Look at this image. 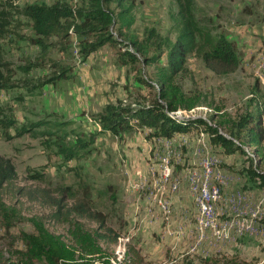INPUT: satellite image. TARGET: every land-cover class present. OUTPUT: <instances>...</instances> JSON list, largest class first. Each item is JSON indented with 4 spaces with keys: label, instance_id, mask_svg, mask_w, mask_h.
Masks as SVG:
<instances>
[{
    "label": "rangeland",
    "instance_id": "rangeland-1",
    "mask_svg": "<svg viewBox=\"0 0 264 264\" xmlns=\"http://www.w3.org/2000/svg\"><path fill=\"white\" fill-rule=\"evenodd\" d=\"M191 1L202 32L223 34L235 44L240 68L216 76L189 55L187 71L176 83L187 98L199 103L171 114L217 122L226 134L237 115L264 110V0ZM55 2L76 9L82 0H0V12L7 14L0 17V23L7 22L6 33L0 36L7 86L0 91V119L14 120L11 128L0 127V158L15 167L14 187H71L76 197L89 196L92 207L107 216L108 226L118 234L108 248L112 264L130 263L129 248L142 264H264V187L245 175L244 155L227 156L216 149L202 128L172 139H148L147 129L133 128L121 136L100 131L97 115L107 104L154 102L157 86L138 81L154 82V66L141 59L120 65L118 56L125 48L118 43L82 60L83 37L73 28L65 39L50 38L45 49L32 44L28 40L35 37L32 23L21 9ZM180 4L185 6L187 0H136L135 23L128 35L118 37L115 30L113 37L117 42L130 35L141 40L153 28L174 41ZM160 61L165 63V57ZM61 70L64 78L46 83ZM261 120L264 126V111ZM22 128L32 129L18 137ZM76 137L89 145L78 158L65 161L57 144L71 146ZM261 149L256 156L244 147L257 171L264 173V141ZM204 169H210L208 176ZM3 199L16 216L7 227L0 211V264L22 261L21 233L35 232L29 221L35 216L49 232L71 243L70 225L45 219L50 209L41 200L16 194ZM203 209L209 224L203 223Z\"/></svg>",
    "mask_w": 264,
    "mask_h": 264
},
{
    "label": "trees",
    "instance_id": "trees-1",
    "mask_svg": "<svg viewBox=\"0 0 264 264\" xmlns=\"http://www.w3.org/2000/svg\"><path fill=\"white\" fill-rule=\"evenodd\" d=\"M135 3L136 0H82L76 9L61 2L51 5L30 4L21 9V14L32 23L35 37L28 40L43 49L50 38L65 39L69 29L73 28L76 34L83 37L79 51L82 60L105 45L118 43L125 48L118 56L120 65L139 63L141 59L140 62L144 65L154 66V82L147 83L140 78L138 80L140 84L151 88L157 86L154 102L151 105L126 104L124 101L107 104L103 112L97 115L96 122L100 131L121 136L138 128L148 130V139H172L177 134L202 128L209 143L216 149H222L227 156L236 152L243 154L247 165L245 175L258 187H264V173L257 171L253 156L244 151V147H247L256 156L262 153L264 126L261 116L264 110H247L237 115L226 134L220 132L221 125L217 122L211 124L201 118L178 119L171 114L181 108L192 109L199 103L198 99L187 98L176 83V78L187 71L188 56L195 55L214 75L228 76L240 68L235 44L223 34L213 37L209 32H202L191 10V0H187L185 6L179 5L178 30L174 41L161 36L152 28L145 31L146 35L141 40L130 35L126 41L117 42L112 32L116 30L118 37L128 35L135 23ZM0 13L1 18L7 16ZM6 26L7 22L0 23V36L6 33ZM163 56L165 63L162 64L160 60ZM2 67L0 62V91L7 88ZM64 77V71L61 70L46 83H53ZM13 123L14 120L6 117L0 119L2 129L11 128ZM30 129L32 128H22L17 136ZM72 143L71 146L62 141L57 144L65 161L78 158L80 151H84L89 145L80 137H76ZM16 180L17 174L11 160L0 158V211L7 218V227L13 225L11 218L16 216V213L10 212L15 210L4 202L3 197L7 194L41 200L50 209L45 219L54 225L71 227V243L66 244L59 236L49 232L40 218H31L29 221L34 225L35 232L21 233L24 252L21 255L22 261L16 264H112L108 248L115 245L118 234L108 226L107 216L92 207L89 196L76 197L71 187L26 190L14 187ZM127 254H131V262L128 264H142L141 258L133 249L129 248ZM120 264L127 263L124 260Z\"/></svg>",
    "mask_w": 264,
    "mask_h": 264
},
{
    "label": "built area",
    "instance_id": "built-area-1",
    "mask_svg": "<svg viewBox=\"0 0 264 264\" xmlns=\"http://www.w3.org/2000/svg\"><path fill=\"white\" fill-rule=\"evenodd\" d=\"M202 168H203V166H202ZM204 170L206 171V174L208 176L210 169H204ZM201 194H202V198H203V190H202ZM201 214L203 216V223H208L209 224V218H208L207 214H205V210L204 209H203V212H201Z\"/></svg>",
    "mask_w": 264,
    "mask_h": 264
}]
</instances>
